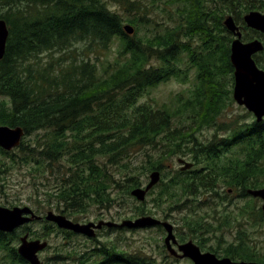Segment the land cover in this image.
<instances>
[{
    "label": "trees",
    "instance_id": "trees-1",
    "mask_svg": "<svg viewBox=\"0 0 264 264\" xmlns=\"http://www.w3.org/2000/svg\"><path fill=\"white\" fill-rule=\"evenodd\" d=\"M146 1L0 0V18L10 30L0 60V95L9 99L0 103V125L21 126L26 135L46 132L22 141L16 150L0 147V180L17 166L30 167L33 177L53 174L49 202L67 216L128 203L144 175L167 171L165 158L178 153L190 155L194 167L162 178L158 204L168 200L173 209L201 202L200 195L217 193L222 185L238 188L242 196L264 187V119L220 122L234 101L233 35L224 19L234 16L247 32L245 41L254 34L264 40L243 18L251 10H264V0ZM165 4L174 7V15ZM154 6L169 10L174 24L154 20ZM128 23L133 34L124 29ZM151 25L164 28L151 31ZM114 42L113 60L95 61L88 53L108 50ZM45 54L50 58L43 60ZM254 57L264 69L260 56ZM191 74L189 95L177 94L171 104L142 101L160 83L174 77L187 81ZM210 128L216 131L213 137L199 140L197 133ZM145 147L163 152L147 154L140 166L134 152ZM135 212L148 213L145 202ZM257 215L264 220L261 209ZM194 221L187 225L197 231L200 221ZM55 231L68 234L66 239L74 235L57 226ZM19 235L0 231V251L12 263ZM115 247L118 264H172L143 249H124L122 241L95 250L104 254ZM210 249L219 254L220 249ZM66 250L57 247V254ZM253 250L240 233L236 243L224 248L223 257L264 263V254Z\"/></svg>",
    "mask_w": 264,
    "mask_h": 264
},
{
    "label": "rangeland",
    "instance_id": "rangeland-1",
    "mask_svg": "<svg viewBox=\"0 0 264 264\" xmlns=\"http://www.w3.org/2000/svg\"><path fill=\"white\" fill-rule=\"evenodd\" d=\"M150 1L151 0H147L146 2L149 3ZM163 6L164 5L161 7ZM165 7H167V9L172 8V13L174 12V7L166 6V4ZM259 11L264 12V10ZM168 12L169 10L164 12L162 8L158 9L154 6V20H157L158 22L164 21L163 25L174 24ZM175 17L178 18L177 15H175ZM145 28L146 27L144 26L143 30H145ZM149 28L151 31H155L156 29L161 30L164 27L155 28L151 25ZM242 31L244 30L242 29ZM246 33L247 32L244 31L243 40ZM254 36H256L255 38L260 39V37H257V34H254ZM81 45L83 44L81 43ZM117 47L118 43L114 42L112 47L108 50L95 51L94 48H92L88 53H90L95 61L97 59L98 61L113 60L117 55ZM57 55L58 54L55 56ZM257 56H260L262 64L264 65V52H260ZM41 58L47 60L50 56L49 54H45ZM193 78L194 75L191 74L187 81L174 77L166 82H162L156 87L150 89L149 93L143 97L142 101H150L153 103L157 101L160 104H171L172 102H175L177 94L183 93L189 95L194 84ZM3 100L6 102L9 101L7 97L0 95V103ZM249 113L252 112H250L245 106L239 105L234 100L225 110L220 122H234L237 119L241 122H250L251 120L256 119L253 113ZM242 116L246 119H242ZM215 132L214 128H210L202 130L197 134L199 140L208 141L213 137ZM45 133L43 131H35L31 135L24 136L22 141H32L33 138H40ZM233 150H237V147L233 148ZM162 152L163 149L159 150L153 147H145L138 152H134V158L138 165L145 166L143 164L149 159L147 154H157ZM180 157L194 162L190 155H184L182 153H178L168 158L166 157L164 162L167 165V171L163 172L164 174L162 177L164 180L172 176L176 170L180 169V164L178 163V158ZM0 158L3 157L0 156ZM199 166H201V164L196 165L195 167ZM149 174L150 173H147L146 175L143 174L144 183L149 181ZM41 175L42 174H40V176L35 175L33 177V175L30 174V167L27 166H17L6 173H3V178L0 180V206L12 208L14 206L27 205L39 212L46 211L47 213L51 210L59 212L51 205V202H49L50 197L48 195L49 188L51 189L56 182L55 177L48 172L45 176ZM154 188L155 189L148 193L147 199L144 201L145 207L148 211L145 215H151L161 220L170 221L175 226L177 238H184V241L181 240L182 242L193 240L204 252L209 251L215 253L210 248L220 249L219 254H215H217L218 257H223L224 248L230 244V242L236 243L241 233V235L246 238V243L254 249L253 251L258 252L259 255L264 254V220L258 219L257 215L263 203L262 199L254 198L252 196H242L238 188H230L222 185L221 188H215L217 193L210 191L200 195L199 198L201 202L197 200H195L194 203L188 201L185 205H180V207L176 206L171 209L170 206L173 204L168 200H166V202L161 201L160 204H158L157 201L159 198L158 192L160 186L156 185ZM127 202L128 203H124L121 206L117 203L114 207L109 209L96 206L91 207L87 213H74L73 216L70 217L80 222H90L101 219L121 223L125 219H136L141 216H137L135 210L137 205L141 206L144 202L138 201L132 195H128ZM194 219L200 221V226L197 231L191 230L187 225V221H192L194 223ZM34 226L35 228H39L38 224H34ZM101 235L102 234H98L96 237L101 239ZM107 237L110 239L115 238V240L119 242L122 241L127 244H123V246L132 252L137 248L143 249L145 252L161 261L167 260L172 264L193 263L190 258H178L169 254L164 243L166 231L160 227H144L135 230L120 229L119 231L112 232L110 235L104 236L102 240H106ZM19 242V240L15 241V243ZM48 242L53 244L55 250H57V247L62 246L66 249L68 246L71 248L72 244L75 243H85L86 246H84V248L97 246L95 241H87L83 237H73L68 241V239L64 238V234L61 232L55 234ZM5 255L4 252L0 251V264H15ZM174 258L177 260H174ZM91 259H95V257L92 256Z\"/></svg>",
    "mask_w": 264,
    "mask_h": 264
},
{
    "label": "water",
    "instance_id": "water-1",
    "mask_svg": "<svg viewBox=\"0 0 264 264\" xmlns=\"http://www.w3.org/2000/svg\"><path fill=\"white\" fill-rule=\"evenodd\" d=\"M244 21L249 28L264 33V12L251 10L244 16ZM227 29L235 36L231 43V61L234 66L235 84L233 89L234 100L245 106L252 112L258 122L264 119V69L261 68L254 57L255 54L264 50V43L259 38L250 41H243L242 30L237 24L234 16L229 14L224 19ZM124 29L128 34H133L135 29L131 24H126ZM10 30L7 21L0 18V60L5 56ZM25 135L21 126L0 125V146L6 150H12L20 146ZM182 170L193 167V162L179 158ZM161 180V171L156 169L149 175V182L146 186H139L131 190L132 196L139 201H145L149 191ZM248 192L262 199L261 206L264 216V187L249 189ZM39 216L29 206L5 207L0 206V230L13 232L20 226L38 218ZM46 219L55 222L58 227L84 234L88 237L96 236V229L104 225L109 227L120 226L128 228H144L162 225L167 235L165 245L170 254L179 258H190L194 264H264L257 261H236L230 257H218L217 254L209 251H202L199 245L193 240L180 243L175 234L174 225L167 220H161L151 215H144L136 219H125L121 223L101 220L87 223L75 222L64 214L49 211ZM48 246L47 241L40 239L29 240L28 235L21 238L19 253L31 264H43L38 256L40 250ZM176 246V247H175Z\"/></svg>",
    "mask_w": 264,
    "mask_h": 264
},
{
    "label": "flooded vegetation",
    "instance_id": "flooded-vegetation-1",
    "mask_svg": "<svg viewBox=\"0 0 264 264\" xmlns=\"http://www.w3.org/2000/svg\"><path fill=\"white\" fill-rule=\"evenodd\" d=\"M260 39H262V38H260ZM263 42H264V40H263ZM144 184H146V183H143L142 185H144ZM32 209L35 211V213L37 215H39V217L35 218L30 223H28V224H26V225H24V226H22L16 230L20 234L19 239L23 235L24 236L28 235L29 240L40 239L42 241H44V240L49 241L56 234V231H55L56 230V224L54 222L47 221L46 211H40L39 212L34 208H32ZM55 212H57V211H55ZM57 213H61V212H57ZM71 219H73V218H71ZM74 221L80 222L77 220H74ZM99 221H101V219L97 220L95 222H99ZM82 223H84V222H82ZM34 224H38L39 228H35ZM120 229L135 230L134 228H128V227H120V226L109 227L107 225H104L102 228L96 229L97 236H98V234H102L101 239L97 238V237L88 238L87 236H85L83 234H79V233H75V232H74L73 237H83L87 241H95L97 244V247L102 248L104 246V244L119 245V241H116L115 238L110 239L109 237H107L106 240H102V239L104 238V236L110 235L112 232L119 231ZM65 237L67 238L68 234H64V238ZM178 239H179V242L182 243L180 238H178ZM69 240L70 239H68V241ZM14 244L17 246V254H16L17 261L15 262V264H31L28 260H26L19 253L18 247H19L20 242L14 243ZM123 244H125V243H123ZM72 246H76L77 248L72 247ZM72 246H71V248L68 246L66 252L63 255H59V254H57V250H55V247L53 246V244L49 243L47 248L40 250L38 252V256H39L40 260L43 262V264H85V263L88 264L89 262H92V264H93V262H96L97 264H99V262H101L102 264H103V262L106 264H118V260H119V258L117 257L118 256L117 255L118 248H116V247H115V249L104 250V254H101L100 252H97L95 250L96 247L84 248V246H86L85 243H82V244L81 243H75V244H72ZM124 249H125V247H124ZM4 253L6 254L5 256L8 258L7 253L6 252H4ZM92 256H94L96 260L91 259ZM22 260H24V261H22Z\"/></svg>",
    "mask_w": 264,
    "mask_h": 264
}]
</instances>
